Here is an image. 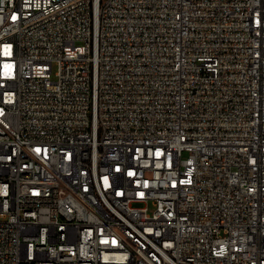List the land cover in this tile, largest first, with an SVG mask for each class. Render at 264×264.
Wrapping results in <instances>:
<instances>
[{
	"label": "built area",
	"instance_id": "built-area-1",
	"mask_svg": "<svg viewBox=\"0 0 264 264\" xmlns=\"http://www.w3.org/2000/svg\"><path fill=\"white\" fill-rule=\"evenodd\" d=\"M0 264H264V0H0Z\"/></svg>",
	"mask_w": 264,
	"mask_h": 264
},
{
	"label": "rangeland",
	"instance_id": "rangeland-1",
	"mask_svg": "<svg viewBox=\"0 0 264 264\" xmlns=\"http://www.w3.org/2000/svg\"><path fill=\"white\" fill-rule=\"evenodd\" d=\"M186 156V155H185Z\"/></svg>",
	"mask_w": 264,
	"mask_h": 264
}]
</instances>
